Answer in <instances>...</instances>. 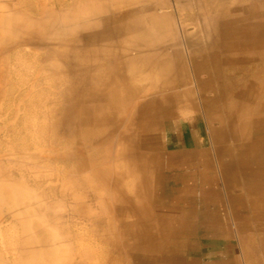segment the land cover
I'll list each match as a JSON object with an SVG mask.
<instances>
[{
  "label": "rangeland",
  "instance_id": "374dc122",
  "mask_svg": "<svg viewBox=\"0 0 264 264\" xmlns=\"http://www.w3.org/2000/svg\"><path fill=\"white\" fill-rule=\"evenodd\" d=\"M74 1L0 0V10L4 9L6 15L10 16L17 13L14 11L17 9L21 16L25 18L29 16V19L36 20L40 18L39 10L44 4L51 7L54 5L57 12L69 11L72 5L76 4L73 14L75 19L81 17L82 22L87 23L89 19L95 22L96 18L105 19L111 14L116 17L118 12H111L114 11L115 6L121 7L114 4L112 0ZM143 2L144 9L154 4L157 6L155 8H158L159 15L165 12L172 15L173 17L165 19L170 24L171 30L159 28L157 21L154 22V16L148 12L144 16V25L140 24V27H134L143 29L142 32L133 29L128 30L126 34L110 35V37H114L111 48L115 54L122 55L125 52L130 57L136 56L140 65L147 70L154 66L153 61H160L163 58L172 59L177 49L187 51L185 53L187 55L190 48L187 44V36L193 35L198 24L200 27L199 21L201 20L198 17V10L203 8L209 29L205 32L206 34H196L197 38L199 36V40L197 41L196 38L194 41L203 45V47L200 46L203 51L199 54L196 53L194 58L201 59L198 57L203 55L204 58L207 57L210 60L217 59L216 66L221 76L222 89L219 97H222L229 113L237 104L233 96L243 90L247 91L253 86L261 88V92H263V95L258 99L259 102L254 113H264L260 111V109H264V0H195L190 5L187 0L182 3L178 0H144ZM112 3L113 5L110 7ZM121 11L123 13L127 9L124 8ZM159 15H155V20L160 17ZM103 30L104 28H100L98 32L102 33ZM244 30L249 34H241ZM254 32L255 34H253ZM6 35L10 36L11 34ZM70 35L68 39L72 41V39L76 40L79 36L86 34ZM102 35L104 38L109 37L107 34ZM254 35L256 36L254 37ZM105 41L107 43V40ZM102 46H104L103 43L98 44V47ZM43 49V46L37 44L11 48L5 53L7 55L4 57V63L0 66V82L2 81L0 83V169L7 168L4 171L16 178L11 183L15 184L17 181L16 184L23 187L26 185L25 190L31 192L33 190L44 198L48 197L49 201L54 202L57 207L61 206L60 189L63 183L66 185L68 195L75 194L82 200L88 195V192H91L97 199L94 203H101L104 184L89 176V170L80 172L77 167L78 160L76 162L72 159L64 160L62 156L79 152L83 156L82 161H85L86 164L89 163L103 169L106 166H108L106 169L112 167V170H115L113 171L115 182L116 173L121 174L123 171L119 167L120 163L117 164L115 159L116 151L120 147L119 134L121 135L125 121L132 117L129 118L131 105L133 107L143 101L140 99L141 93L136 97H128L125 94L121 99L113 97L104 101L99 111L107 110L109 112L108 122L105 121L97 125L91 111L94 104L89 102V98L84 96V92L88 89V84L94 75L90 70L96 66L95 53L99 48L94 46L92 48L91 45L89 51H84L85 53L80 55L78 51L76 53L75 49L67 51L65 49L69 59L72 60L56 63L47 62L49 60L48 54L46 56L48 50ZM73 53L74 56H72ZM78 56H80V61L74 59ZM87 56L88 59H86ZM69 62L70 64H68ZM189 62L188 57L187 68H190L191 63ZM101 65H106L109 70L117 69L115 60L108 61L107 64L102 61ZM105 70L106 68L103 72ZM191 82L195 87L196 83L192 77ZM184 92L181 94L183 95ZM186 93L188 94V92ZM150 98L152 99V97ZM197 99L200 104L199 95H197ZM71 107L72 113L70 112ZM242 107L245 110L250 108L248 104ZM85 113L86 119L84 118ZM66 115L68 116V125L65 122ZM203 116L200 110L190 104L178 109L167 120L166 131L162 133L160 142H157L154 147L144 150L146 154L153 157V164L146 167L147 176H150L149 190L146 194L150 195L149 202H152L150 212H157L159 215V213L169 210L175 211V217H180V221H182L181 224L175 225L171 231L167 232V237L162 240L161 247L150 252L148 257L150 256L151 264H264V225L254 226L242 222L241 235L238 230L239 225L233 220L235 210L228 203L223 182L214 179L209 181L208 174H204L207 156L205 152L207 154L208 152L214 153V149L211 148V138L208 137L210 124ZM256 116L260 117L258 114ZM95 125L97 126L95 127ZM109 143L110 146H108ZM107 148H111V150H107ZM32 155L50 161L32 163L29 160V156ZM108 157L110 162H108ZM13 160H20L23 165L16 164ZM111 183L112 185H108V190L115 192L116 183ZM138 184L141 186L138 178H134L133 185ZM93 189L96 192H93ZM231 193L233 194V191ZM191 196L194 199L193 203L185 204V201ZM203 198H208L206 204H202ZM97 210L101 214L99 215L101 223L96 224V230L92 232L89 230L91 227L85 224H81L77 230V238L83 243L84 248L90 249L93 256L98 257V264H140L133 258L131 260L124 257L123 262L115 260L118 256H114L111 252L110 245L114 243L122 230L118 228V222L110 223V217H106L104 209L97 206ZM241 211L242 213L247 212L245 209H241ZM7 217L6 211L0 213V234L3 235V238L0 237L1 252L5 247L2 242L5 245L13 242L21 232L19 225L8 231L5 229L9 223ZM51 218L56 226L60 224V220L55 215H51ZM113 220L116 221L114 216ZM150 223L146 227L151 228L152 234L159 238L156 222ZM54 234L59 237H71L73 242L74 232L70 228L66 231L60 229L55 231L54 229ZM102 234L106 235L109 246L105 240H102ZM121 234L123 232H120ZM123 235L126 240V234ZM154 253H158L159 256L157 254L155 256ZM141 256L143 254L138 253L136 258L140 259Z\"/></svg>",
  "mask_w": 264,
  "mask_h": 264
},
{
  "label": "bare ground",
  "instance_id": "6f19581e",
  "mask_svg": "<svg viewBox=\"0 0 264 264\" xmlns=\"http://www.w3.org/2000/svg\"><path fill=\"white\" fill-rule=\"evenodd\" d=\"M112 1L114 4L121 6L120 8L112 6L114 11L111 13L118 12L116 17L111 14L105 19L96 18L95 22L89 19L87 23H83L81 17L75 19L73 14L76 4L72 5L69 11L62 12H57L54 5H52V8L44 4L39 10L40 18L36 20L34 18L29 19V16H26L27 18L21 16L19 11L14 8L17 13H13L14 15L10 16L6 15L7 13L4 9L0 10V66L4 63V57L7 55L5 53L11 48L18 46H31L34 44L43 46L44 49L48 50L46 56L48 54L49 60L47 62L53 61L56 63L72 60L66 54L68 49H75L76 53L78 51L80 55L84 54V51H89L92 45V48L93 46L99 48L95 53L97 62L95 61L96 66L90 70L94 75L91 77L84 96L88 97L89 102L94 104V108L91 111L93 112L95 124L108 122L107 115L109 112L107 110L99 111L104 101H108V99L113 97L121 99L125 94L128 97H136L140 93V99L143 100L133 107L131 105L129 118L132 117L125 121L121 135L119 134L120 147L116 151L115 159L117 164L120 163L119 167L123 171L121 174L116 173L115 182L113 180L115 175L113 171L115 170H112V167L106 169L108 167L106 166L103 169L89 163L86 164L85 161H82L81 158L83 156L79 152L62 156L64 160L72 159L75 162L78 160L77 167L80 172H82L81 170H89V176L100 180L101 184H104L101 203H94L97 199L91 192H88V195L82 200L75 194L68 195L66 185L63 183L60 189L62 202L61 206L57 207L54 202L49 201L48 197L44 198L40 193L33 192V190L32 192L25 190L24 187L26 185L23 187L16 184L17 181L15 184L14 182L11 183L16 178L4 171L7 168L4 170L0 169V213L6 211L9 222L5 229L7 231L11 230L16 225L21 227V232L13 242L6 245L2 242L3 247H5L3 252L0 249V264H98V257L93 256L90 249L84 248L83 243L77 238V230L81 224L89 225L91 227H88L89 230L93 232L96 230V224L101 223L99 219L101 214L97 212V206L104 209L103 212L106 217H110L111 224L118 222L117 226L122 230L119 231L126 234L127 238L124 240L125 236L123 234L120 235L119 232V236L110 245L112 248L111 252L114 256H118L115 260L123 262L125 257L131 260L133 258L134 261L140 264H151L150 256L148 257L150 252L156 251L157 247L160 248L162 240L167 237V232L171 231L175 225L181 224L182 221H180V217H175V211L169 210L165 213H159V215L157 212H150L152 202H149L150 195H146L149 190L150 176H147L146 167L151 163L153 164V157L150 154H146L144 150L150 149L157 142H160L162 133L166 131L165 124L167 120L178 109L183 108L187 104L193 105L200 110L204 115L203 117H205L204 119L210 124L208 137L211 138L210 144L211 148L214 149V153L208 152L207 154L205 152L207 156L204 174H208L209 181L214 179L215 181L221 180L223 182L228 203L235 210L233 220L239 225V232L242 235L240 231L243 230L242 222L254 226L264 225V137H261L264 135V113H254L259 102L258 99L263 95L261 88L253 86L247 91L243 90V92L235 94L233 96L237 103L235 108L231 109L230 113L226 110L222 97H219L222 89L220 84L221 76L216 66L217 59L213 58L210 60L207 57L204 58L203 55L198 57L201 59L194 58L196 53L199 54L203 51V45L197 42L199 36L197 38L196 34H203L209 29L204 12L205 9L203 10V8L197 9L198 17L201 20L199 21L201 28L198 24L193 35L187 36L186 39L188 47H190L187 53L188 56L185 54L187 51L184 52L182 49H177L172 59L163 58L160 61H153L154 66L147 70L140 65L141 63L136 56L130 57L125 52L122 55H118L119 53L115 54L113 48H111L114 38L110 37L111 34H126L128 30L133 29L137 32H142L143 29L140 30L134 27H140V24L144 25V16L148 12H150L151 16H154V22L157 21L159 28L170 31L171 26L166 20L173 16L166 14V12L159 15L157 13L158 8H155L157 6L154 4L144 9L142 5L144 0ZM178 1L182 3L184 0ZM187 1L190 5L195 0ZM113 3L110 4V7ZM6 4L9 5L8 3ZM124 8L127 11L121 13ZM244 9L247 10V8ZM155 15L160 17L155 20ZM256 24L254 25L256 26ZM100 28H104L102 33L98 32ZM6 34L11 35L8 36ZM69 34L86 35L79 36L76 40L72 39L71 41L68 39ZM102 34H107L109 37L104 38ZM134 34L144 35L143 33ZM241 34L249 33L244 30ZM196 38L197 41H194ZM87 40H89V44ZM105 40H107V43ZM78 42L80 43L79 45ZM99 43H103L104 46L98 47ZM72 56H74V53ZM89 56L92 55L89 54ZM79 57L74 59L80 61ZM188 57L189 63H191L190 68H187ZM86 59H88V56ZM113 60L117 62V69L109 70L106 65H101L102 61L107 64L108 61ZM104 68H106L105 72H103ZM61 70H63L62 67ZM191 77L196 83L195 87L192 85ZM183 91L185 92L182 95ZM197 95H199L200 104ZM245 104H248L250 108L245 110L242 107ZM258 109L260 108L258 107ZM72 111L71 107L70 112L72 113ZM260 111L264 112V109H260ZM257 114L260 117L257 118ZM84 115L86 119V113ZM67 120L68 116L66 115L65 122ZM98 120L99 123H97ZM68 124L69 121L66 125ZM108 146H110V143ZM108 149L111 150V148ZM155 153L157 152L155 151ZM184 157L186 158V156ZM29 158L32 163L50 161L37 155L29 156ZM107 159L110 162V158L108 157ZM13 161L16 164L23 165L20 160ZM81 163L82 165L80 166ZM136 177L141 186L139 184L133 185L134 178L137 179ZM111 182L116 183L115 192L108 190V185H112ZM49 189H52L51 186ZM232 191L233 194L231 193ZM93 192L96 191L93 189ZM127 195L131 197L129 196V198ZM126 198L128 199L127 201ZM193 201V196H191L185 201V204H192ZM207 201L208 198H203L202 204H206ZM241 209H245L247 212L242 213ZM51 215H55L60 220V224L56 226ZM113 216L116 221L113 220ZM150 222H156L159 238L157 235L152 234L151 228L146 227ZM69 228L74 232L73 242L71 237L64 236L66 237L65 240L63 236L59 237L54 234V229L55 231L57 229L66 231ZM0 237L3 238V235L0 234ZM101 238L107 242L105 234H102ZM107 245L109 246L108 242ZM138 253L143 254V256L139 257L142 260L136 258ZM155 254L159 256L158 253Z\"/></svg>",
  "mask_w": 264,
  "mask_h": 264
}]
</instances>
